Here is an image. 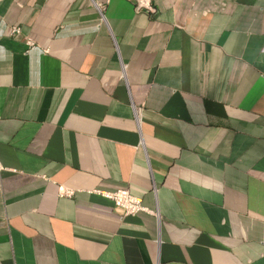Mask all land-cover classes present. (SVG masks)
<instances>
[{
	"label": "crops",
	"instance_id": "1",
	"mask_svg": "<svg viewBox=\"0 0 264 264\" xmlns=\"http://www.w3.org/2000/svg\"><path fill=\"white\" fill-rule=\"evenodd\" d=\"M152 1L0 0V264H264V0Z\"/></svg>",
	"mask_w": 264,
	"mask_h": 264
},
{
	"label": "built area",
	"instance_id": "2",
	"mask_svg": "<svg viewBox=\"0 0 264 264\" xmlns=\"http://www.w3.org/2000/svg\"><path fill=\"white\" fill-rule=\"evenodd\" d=\"M134 3L136 10L141 11L144 10L148 13H155L156 8L153 4L152 0H130ZM104 3H98L97 6L100 9L105 8ZM12 33L20 32L19 27H12L10 29ZM28 51L36 48L35 44L32 40H28ZM99 194H102L108 198H110L116 207L120 208L124 215H135L140 212H150L154 213L153 210H150L147 206L143 204L142 198L138 195L134 194L128 188H119L115 191L107 192L96 188L93 190ZM75 194V190L73 188H69L67 186L61 187L59 190V196L62 197H72Z\"/></svg>",
	"mask_w": 264,
	"mask_h": 264
},
{
	"label": "clouds",
	"instance_id": "3",
	"mask_svg": "<svg viewBox=\"0 0 264 264\" xmlns=\"http://www.w3.org/2000/svg\"><path fill=\"white\" fill-rule=\"evenodd\" d=\"M101 190V189H100ZM117 190V189H116ZM130 190V189H129ZM104 191V190H103ZM115 191V190H114ZM131 191V190H130ZM107 192H111V191H107ZM140 197V196H139ZM115 205V204H114ZM122 214H123V212H122ZM124 215V214H123ZM136 215V214H135Z\"/></svg>",
	"mask_w": 264,
	"mask_h": 264
}]
</instances>
